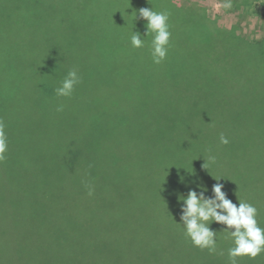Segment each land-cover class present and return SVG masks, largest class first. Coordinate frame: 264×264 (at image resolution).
<instances>
[{
	"label": "trees",
	"instance_id": "obj_1",
	"mask_svg": "<svg viewBox=\"0 0 264 264\" xmlns=\"http://www.w3.org/2000/svg\"><path fill=\"white\" fill-rule=\"evenodd\" d=\"M240 2L246 8L252 4L233 0L234 6ZM81 10L80 20L71 12L58 14L57 22L39 36L25 31L22 38L0 30V121L8 142L0 181H264L263 117L226 107V94L202 106L213 117L170 116L166 107L150 112L146 101L141 109L136 100L150 95L147 79L134 73L136 86L126 89L118 80L129 72L126 67L148 69L145 55L154 34H146L147 22L111 23L107 31L95 30L90 13ZM191 10L177 8L180 22L176 30L169 23L170 31L187 39L264 47V37L248 41L231 30L219 36L204 20H199L204 28L198 34ZM133 31L141 34L142 48L131 46ZM70 70L78 72L81 82L70 97H58L55 89ZM223 89L220 84L218 91ZM229 112L233 116H225ZM221 134L228 144L220 143ZM234 185L231 201L253 204L264 228L262 203ZM33 190L7 196L0 189V264H230L227 253L233 242L223 231L226 226L210 225L217 232L215 253L194 247L178 224V198L167 205L169 214L158 215L149 211L163 206L148 207L146 201L93 196L66 197L55 204ZM56 208L68 212H45ZM237 264H264V253L237 258Z\"/></svg>",
	"mask_w": 264,
	"mask_h": 264
},
{
	"label": "rangeland",
	"instance_id": "obj_2",
	"mask_svg": "<svg viewBox=\"0 0 264 264\" xmlns=\"http://www.w3.org/2000/svg\"><path fill=\"white\" fill-rule=\"evenodd\" d=\"M168 1L172 5L165 0H0V11H3V16H0V30L6 34L17 33L22 38L25 31L39 36L40 31L57 22L58 14L64 11L71 12L80 20V15L77 14H84L81 8L90 13L88 19L93 24L92 27L97 26L95 30L107 31L111 23L132 24L145 21L143 19L134 21L135 11L138 15V10L141 8H152L158 12L167 11L168 23H171L176 30L180 22L177 19L180 13H177V8L189 7L192 9L190 12L197 15L198 34L204 28L199 20H204L203 24L206 23L208 28L217 32L219 36H224L222 30H231L248 41H257L264 37V0H251L252 4L249 8L241 5V2L234 6L233 0ZM226 3H230L231 6L225 7ZM46 21L51 23L41 25ZM10 22L21 24L14 25ZM170 32L175 37V39L171 37L170 40L176 43L169 42L167 56L160 64L153 63L151 52H148L145 55L149 60L148 69L142 67L141 70L133 71L126 67L124 70L129 72L118 80L119 85L126 89L134 87V73L142 79H147L151 96L144 94L147 100L142 98L136 100V104L141 109L143 102L146 101V109L150 112L154 109L157 113L166 107L170 116L198 118L200 114L199 117L210 115L213 117L211 109L202 106L213 104V97L218 99L217 96L226 94L223 96L226 98V107L254 111L251 116L264 118V47L252 50L235 46L233 41L202 40L199 36L196 39H187L179 33ZM220 84L224 86L222 91H218ZM191 107H198V112L191 113L189 111ZM225 116H233V112ZM195 182L206 187L208 189L206 195L209 196L212 195L213 185L222 184V190L227 193V198L230 200L235 193V182L243 196L262 203L261 213L264 214V181L198 180ZM196 183L193 181H0V189H4L7 196L29 195L21 192L24 188L31 190L35 188L33 191L39 189L36 196L52 198L55 204L59 200H67L66 197L93 196H102L103 200H107V197H118L137 203L146 201L148 207H152L153 204L163 206L149 213L166 215L171 211L167 205L174 203L180 190L181 195L186 196L190 188H196ZM90 187L92 195H89ZM33 191L31 195H34ZM160 200L163 204L155 203ZM45 212L57 215L66 214L68 210L56 208ZM77 212L79 211L74 210V213Z\"/></svg>",
	"mask_w": 264,
	"mask_h": 264
},
{
	"label": "clouds",
	"instance_id": "obj_3",
	"mask_svg": "<svg viewBox=\"0 0 264 264\" xmlns=\"http://www.w3.org/2000/svg\"><path fill=\"white\" fill-rule=\"evenodd\" d=\"M225 7H230L226 3ZM143 19L146 23L147 33H153L151 41V57L153 63L160 64L167 56L168 45L171 37L169 30V13L167 11H154L152 8H141L135 11L134 21ZM133 48H142L144 40L139 32H132L130 38ZM81 82V77L76 70H70L60 86L55 89L58 97H70L75 87ZM63 106H59L57 111H62ZM5 125L0 121V161L5 159L8 149ZM220 143L228 144L229 140L221 134ZM214 160V156L209 157ZM193 183H196L193 181ZM199 189V191H197ZM222 184L212 186V195H206L208 189L200 183H196V188H190L187 195L178 197L180 207V225L185 230V236L189 238L194 247L201 250L207 249L209 253L217 250V232L212 230L210 225L218 223L226 226V232L233 246L228 249V259L230 264H237V258L248 257L255 259L264 253V228L258 224V209L251 203L239 201L233 203L227 198V193L222 190ZM89 195L92 189L89 188Z\"/></svg>",
	"mask_w": 264,
	"mask_h": 264
}]
</instances>
